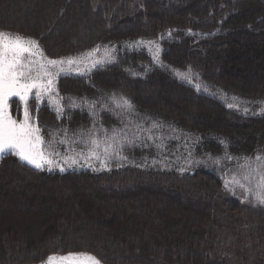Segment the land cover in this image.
<instances>
[{
    "label": "trees",
    "instance_id": "obj_1",
    "mask_svg": "<svg viewBox=\"0 0 264 264\" xmlns=\"http://www.w3.org/2000/svg\"><path fill=\"white\" fill-rule=\"evenodd\" d=\"M0 31L38 41L55 59L170 31L168 66L264 101V0H0ZM142 63H152L146 52L126 53L88 77H61L58 89L92 100L122 92L141 114L199 135L198 150L214 156L264 154V115L229 109L164 68L142 77L126 69ZM39 113L46 126L91 123L81 109L61 121L47 107ZM69 253L101 264H264V206L235 197L202 168L62 174L4 159L0 264H43Z\"/></svg>",
    "mask_w": 264,
    "mask_h": 264
},
{
    "label": "rangeland",
    "instance_id": "obj_2",
    "mask_svg": "<svg viewBox=\"0 0 264 264\" xmlns=\"http://www.w3.org/2000/svg\"><path fill=\"white\" fill-rule=\"evenodd\" d=\"M168 37H171L170 31L155 39H135L97 46L82 54L93 52L95 49L99 48V52L95 53V57L101 58L108 54L112 62L97 65L96 67H91L89 63L87 69H80L83 74H78L77 71H73L72 74L68 76L88 77L100 68L118 63L121 57L126 53L144 51L150 56L152 63L151 65L145 63L139 64L138 66L131 64L126 65L127 71L134 77L145 76L153 67L164 68L170 71L180 82L193 87L198 93L218 99L225 104L227 108L236 110L243 115L260 116L259 112L260 109L264 107V101L255 102L228 92L217 85L203 80L200 73L193 68L181 70L168 66L163 60V41ZM39 46L40 49L43 50L40 44ZM82 54L69 57H80ZM43 55L47 59H55L47 56L44 50ZM36 58L38 59L39 56ZM63 58H58L56 60ZM44 62H46V60ZM177 72L187 74L192 83L178 77L176 75ZM63 76L65 75L60 74L56 77L53 93H42L40 98L37 99V90L33 89L32 93L29 95L27 107L31 117V123L33 126L39 128L40 135L45 139L46 150H50L47 149V144L53 136H55L56 140L65 141L63 144L53 141L55 151L60 155L52 156V159L55 160L60 167H63L64 171H61L60 167L55 166L49 169L48 165H45L43 170H38L27 163L21 162L11 151L0 153V163L4 159L10 157L17 159L27 168L36 171L62 174L86 171L95 174L111 173L113 171L117 173L139 169L154 172H175L182 175L193 173L202 168L215 173L222 180L224 188L235 197L244 202L264 206L259 204L256 199L257 194L264 195V179H262L264 178V154L257 153L256 156L252 157H237L229 154L214 156L199 151L198 147L201 141L199 135L181 130L167 121L141 114L136 109L131 99L122 92H112L106 94L104 98L93 100L73 95H63L58 89L59 79ZM197 84L201 86L199 91L196 87ZM204 89H207V91H204ZM57 90L59 98L54 94ZM121 98H125L131 102L133 105L132 111L115 107L116 103L119 102ZM70 100L75 103H69ZM229 104H232L233 107H229ZM8 105L12 118L21 121L24 115V103L21 102L18 97H11L8 101ZM236 105H238L239 108H237ZM43 107H47L54 113L55 120L58 121H61V119L68 114L69 110L81 109L90 114L91 123L87 128L79 127L76 129H72L69 124L68 126H46V123L42 124L40 120L41 115L39 112ZM244 108H248L249 111L245 113ZM153 124L158 126L153 128ZM138 125H140L139 128L137 127ZM46 129L48 130L47 132ZM65 130H67V137L63 135ZM113 130L116 131L118 137L121 138L122 142L125 144L120 155L126 157V159H121L120 156L112 155L107 159L106 166H102L101 160H103L105 148V144L103 143L105 133L111 136ZM88 133H92L93 136L101 141L100 147L96 149V151L101 154V160L93 159L86 162L82 159V156L89 152L90 145L88 147L85 146ZM149 135L154 139L148 140L147 137ZM132 142H134V144ZM157 145H159V147H157ZM257 156H260L261 160L257 161L255 159ZM65 157H73L78 160V163L69 166V164L64 162ZM89 164L91 166H89ZM242 166L246 167L242 168ZM245 175H247L249 179H243ZM234 179L244 184L245 187L241 188L238 184L233 183L232 181ZM248 189H250V191H248ZM10 221L11 218H8L3 223L7 224ZM51 256L59 257L60 255Z\"/></svg>",
    "mask_w": 264,
    "mask_h": 264
},
{
    "label": "snow or ice",
    "instance_id": "obj_3",
    "mask_svg": "<svg viewBox=\"0 0 264 264\" xmlns=\"http://www.w3.org/2000/svg\"><path fill=\"white\" fill-rule=\"evenodd\" d=\"M96 52H99V48L93 52L82 54L80 57H68L59 60L47 59L44 57L43 50L40 49L36 40L22 37L19 34L13 35L0 31V153L11 151L21 162L27 163L38 170H43L45 165H48L49 169L53 166L60 167L52 159L53 155H60L55 151L53 141L59 144H63L65 141L56 140L55 136H53L47 144V149L50 150H46V142L44 137L40 135L39 128L31 123L27 107L28 98L33 89L37 90V99L40 98L42 93H53L56 77L60 74L67 76L72 74L73 71L83 74L80 69H87L89 63L91 67H96L97 65L112 62L108 54L105 57L96 58ZM37 56H39L38 59L36 58ZM45 60L46 62H44ZM176 75L192 83L187 74L177 72ZM196 87L198 91L201 88L199 84ZM204 91H207V89H204ZM54 94L59 98L58 90ZM11 97H18L25 105L21 121L13 119L9 112L8 101ZM69 103L74 104L75 102L70 100ZM115 107L128 111L133 110V105L125 98H121ZM229 107H233V105L229 104ZM236 107L239 108L238 105ZM248 111V108H244L245 113ZM259 114L264 115V107L260 109ZM157 126L153 124L152 127L155 128ZM137 127L139 128L140 125ZM63 135L67 137V130L64 131ZM147 139L153 140L154 138L149 135ZM100 143L101 141L98 138L93 136L92 133H88L85 146L88 147L90 145L89 152L83 155L82 159L86 162L93 159L101 160V154L96 151L100 147ZM103 143L105 148L103 160H101L102 166H106L107 159L112 155L126 159V157L120 155L125 144L118 137L115 130L112 131L111 136L105 133ZM132 143L134 144V142ZM255 159L259 161L261 157L257 156ZM64 162L71 166L77 164L78 160L73 157H65ZM89 166L91 165L89 164ZM60 170L64 171V168L60 167ZM243 179L247 180L249 177L245 175ZM232 182L238 184L241 188L245 187L238 180L234 179ZM256 199L259 204L264 205V195L257 194ZM45 264H100V261L86 253H69L59 257H48Z\"/></svg>",
    "mask_w": 264,
    "mask_h": 264
},
{
    "label": "bare ground",
    "instance_id": "obj_4",
    "mask_svg": "<svg viewBox=\"0 0 264 264\" xmlns=\"http://www.w3.org/2000/svg\"><path fill=\"white\" fill-rule=\"evenodd\" d=\"M9 112H10V109H9ZM101 264V263H100Z\"/></svg>",
    "mask_w": 264,
    "mask_h": 264
}]
</instances>
